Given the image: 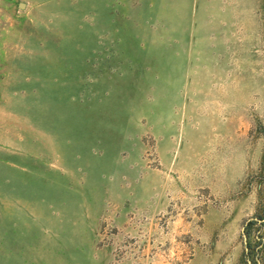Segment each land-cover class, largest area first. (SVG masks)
I'll use <instances>...</instances> for the list:
<instances>
[{"label": "rangeland", "instance_id": "obj_1", "mask_svg": "<svg viewBox=\"0 0 264 264\" xmlns=\"http://www.w3.org/2000/svg\"><path fill=\"white\" fill-rule=\"evenodd\" d=\"M0 264H264V0H0Z\"/></svg>", "mask_w": 264, "mask_h": 264}]
</instances>
